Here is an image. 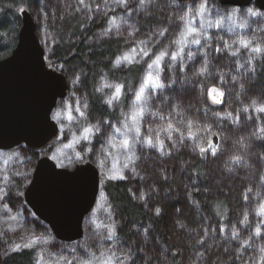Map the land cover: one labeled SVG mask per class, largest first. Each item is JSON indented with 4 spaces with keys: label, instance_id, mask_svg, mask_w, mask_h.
Instances as JSON below:
<instances>
[{
    "label": "clouds",
    "instance_id": "clouds-1",
    "mask_svg": "<svg viewBox=\"0 0 264 264\" xmlns=\"http://www.w3.org/2000/svg\"><path fill=\"white\" fill-rule=\"evenodd\" d=\"M45 19L47 47L87 50L60 69L67 90L47 110L48 160L57 172L88 169L92 185L74 236L25 231L36 219L21 202L35 157L27 141L0 146V237L24 233L10 251L29 250L30 264H210L214 252L211 264H264L257 0H60L52 25ZM128 206L147 219L122 232ZM165 214L167 242L156 225Z\"/></svg>",
    "mask_w": 264,
    "mask_h": 264
},
{
    "label": "water",
    "instance_id": "water-1",
    "mask_svg": "<svg viewBox=\"0 0 264 264\" xmlns=\"http://www.w3.org/2000/svg\"><path fill=\"white\" fill-rule=\"evenodd\" d=\"M225 2L243 3L246 0ZM257 3L264 8V0H257ZM21 18L15 47L0 59V146L23 140L30 148L39 149L52 140L48 136L47 110L53 97L67 90V78L46 63L30 11L22 10ZM34 171L35 179L29 183L25 202L49 228L54 225L60 236H74L78 230L79 210L91 191L90 171L57 172L48 156L37 160ZM80 231L83 233V222Z\"/></svg>",
    "mask_w": 264,
    "mask_h": 264
},
{
    "label": "trees",
    "instance_id": "trees-1",
    "mask_svg": "<svg viewBox=\"0 0 264 264\" xmlns=\"http://www.w3.org/2000/svg\"><path fill=\"white\" fill-rule=\"evenodd\" d=\"M44 5L45 7H43ZM41 8H43V11L47 14V25L50 26L52 25L53 10H55L57 16L59 15L60 0H0V59L9 55L17 43L18 32L22 24V18H21L22 10L27 9L28 11H30L32 16L36 19L37 32H39L41 28H42L43 33H45L46 30H48L46 29V21L42 22L40 19ZM75 19H77V17L73 18V20ZM57 23H59V21H57ZM62 28L64 31H68L71 28V23L69 21H65L62 25ZM39 36L40 35H38V37ZM42 42H43L42 45L44 46V49L46 48V52H47L45 54L46 63L48 64V66H53L59 71L62 67H68L69 72H71L72 65L76 64L77 62H80L81 64H83L84 59H86L83 53L86 52L87 50L83 47L82 44L79 46L51 44L49 48L46 46V44L49 43L47 41L46 36L43 37ZM50 49H51V55L49 54ZM92 58L98 60L99 54H95ZM53 61H57V63H52ZM62 73L66 76L68 80V75L65 74L64 72ZM118 75H121V74L113 73V76H118ZM123 75H129V74L124 73ZM31 152H32V155L35 157V159L33 160L30 168L34 170L37 160L43 154L40 153V149L31 150ZM7 199L14 208L20 203L18 198H16L15 196L10 195ZM21 202L24 206V215L27 217L29 214H31V216L34 217L30 211L31 209L28 207V205H26V202L23 198ZM205 208L210 213V209H208L207 205H205ZM123 219H124V226L121 229V231L125 232L132 223H142L147 219V216L140 208H137L134 206H128L123 211ZM28 223L32 225V227H35L38 231L43 230L41 225L49 228L39 218H36L35 220H31V218L28 217ZM169 223H170V216L168 214H165L156 222L159 235L166 242L170 238L174 240V237H172V234L168 227ZM209 223L210 224L214 223V219L210 221ZM14 234H5L3 237H0V243H3L4 245H6L7 243H9V239H8L9 236H13V237L17 236V233H14ZM32 255L33 253L27 249L21 253H12L10 251L8 252L7 255H5L4 253L1 264H30L29 258ZM218 255H221V254L215 253V252L211 254L210 264H211V261H214ZM221 258L227 259L226 254L222 255Z\"/></svg>",
    "mask_w": 264,
    "mask_h": 264
},
{
    "label": "rangeland",
    "instance_id": "rangeland-1",
    "mask_svg": "<svg viewBox=\"0 0 264 264\" xmlns=\"http://www.w3.org/2000/svg\"><path fill=\"white\" fill-rule=\"evenodd\" d=\"M43 7H45V5L43 6ZM47 17V14L43 11V8H41V13H40V19H41V21L43 22V21H46V18ZM33 19H34V22H35V25H36V19L33 17ZM41 23V22H40ZM40 31H41V33H40ZM36 32H37V30H36ZM37 35H40L38 38H40V42H41V44H43V42H42V40H43V37L45 36V33H43L42 32V28L39 30V32H37ZM41 38H42V40H41ZM43 46V45H42ZM43 48H44V46H43ZM44 51H45V54L47 53L46 52V48L44 49ZM46 56V55H45ZM50 64V63H49ZM51 65V64H50ZM49 67H52V68H54L53 66H49ZM56 69V68H55ZM58 70V69H57ZM49 143H51V141L49 142ZM48 144H46L44 147H42V148H39L40 149V153H42L43 155L42 156H50V153H49V151H48ZM30 180H31V178H30ZM27 183V182H26ZM24 199V198H23ZM26 205H28L27 203H26ZM29 207V206H28ZM31 211V213H32V215L34 216V217H36V218H38L34 213H33V211L32 210H30ZM47 225V224H46ZM48 226V225H47ZM31 228H32V225H30L29 223H27L26 225H25V231H30L31 230ZM84 229H85V224H84V222H83V232H84ZM40 231V230H39ZM41 231H43V230H41ZM24 233L23 232H18L17 233V236H15V237H13V236H9L8 237V239H9V243L12 241V240H18L22 235H23ZM15 235V234H14ZM9 243H7L6 245H4L3 243H0V250H1V257H2V260H3V256H4V253H8V252H10V249H9ZM1 264V263H0Z\"/></svg>",
    "mask_w": 264,
    "mask_h": 264
},
{
    "label": "flooded vegetation",
    "instance_id": "flooded-vegetation-1",
    "mask_svg": "<svg viewBox=\"0 0 264 264\" xmlns=\"http://www.w3.org/2000/svg\"><path fill=\"white\" fill-rule=\"evenodd\" d=\"M31 150H36V149H33V148H30ZM42 157V156H41Z\"/></svg>",
    "mask_w": 264,
    "mask_h": 264
},
{
    "label": "snow or ice",
    "instance_id": "snow-or-ice-1",
    "mask_svg": "<svg viewBox=\"0 0 264 264\" xmlns=\"http://www.w3.org/2000/svg\"><path fill=\"white\" fill-rule=\"evenodd\" d=\"M149 79H151V77H149ZM147 82V81H146Z\"/></svg>",
    "mask_w": 264,
    "mask_h": 264
}]
</instances>
